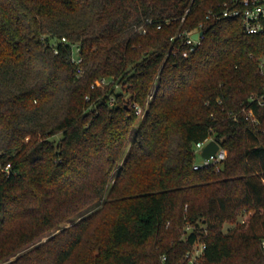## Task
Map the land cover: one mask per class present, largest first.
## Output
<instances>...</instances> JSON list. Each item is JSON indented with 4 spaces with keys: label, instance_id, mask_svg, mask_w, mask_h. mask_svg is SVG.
<instances>
[{
    "label": "trees",
    "instance_id": "16d2710c",
    "mask_svg": "<svg viewBox=\"0 0 264 264\" xmlns=\"http://www.w3.org/2000/svg\"><path fill=\"white\" fill-rule=\"evenodd\" d=\"M213 1L0 0V264H264V37L222 19L168 54Z\"/></svg>",
    "mask_w": 264,
    "mask_h": 264
},
{
    "label": "built area",
    "instance_id": "2783aa9c",
    "mask_svg": "<svg viewBox=\"0 0 264 264\" xmlns=\"http://www.w3.org/2000/svg\"><path fill=\"white\" fill-rule=\"evenodd\" d=\"M238 18L241 21V28L243 33L248 35H261L264 37V0H214L209 7L206 20L201 21L198 26L191 29H178L170 38L171 40V49L168 54L177 55L180 51L183 57H188L190 53L196 50V48L201 45L205 38V28L211 22H218L222 19H233ZM185 17L182 18L184 20ZM171 23L170 20H162L155 22L153 19L148 18L144 23L136 27V31L140 34H146L148 32V26L154 24L158 29L164 27L165 24ZM198 33V37L195 38L194 34ZM64 41H67L66 38H63ZM183 47L182 50L180 48ZM81 47L78 44L73 45V60L79 64L82 62V57L80 55ZM57 53L58 50L55 49ZM261 73H264V58L261 61L260 65ZM110 79L106 77L99 78L95 81L93 86L102 87L105 89L106 86L110 85ZM264 97V95L262 96ZM262 97H257L256 95L252 96V100L258 99L262 103ZM152 98L150 95L149 99ZM116 101L115 95H111L110 104L113 105ZM148 102L145 106H142L138 102H133L132 107L134 108L139 119H142L146 113ZM246 118L251 120L253 123H258L252 109L245 110ZM215 140L213 136H208L204 140L197 142L194 146V153L201 154L203 148L211 141ZM220 144V143H219ZM228 155L227 150L220 144L219 150L215 155L210 158L202 157L201 162H196L194 165L195 169H199L205 166H215L220 165L223 161L226 160ZM10 165L6 166L8 170ZM264 246V241H263ZM205 245L200 244L194 248L193 251H189L186 254V257L189 259V263L192 264L196 262L199 257L203 254ZM166 257H163L165 260Z\"/></svg>",
    "mask_w": 264,
    "mask_h": 264
},
{
    "label": "water",
    "instance_id": "95a60500",
    "mask_svg": "<svg viewBox=\"0 0 264 264\" xmlns=\"http://www.w3.org/2000/svg\"><path fill=\"white\" fill-rule=\"evenodd\" d=\"M194 37H198V33L194 34ZM129 100V98H127ZM220 144L216 140H211L202 150L201 156L204 158H210L211 156L215 155L216 152L219 150Z\"/></svg>",
    "mask_w": 264,
    "mask_h": 264
},
{
    "label": "rangeland",
    "instance_id": "374dc122",
    "mask_svg": "<svg viewBox=\"0 0 264 264\" xmlns=\"http://www.w3.org/2000/svg\"><path fill=\"white\" fill-rule=\"evenodd\" d=\"M120 89H121V88L118 87V88H117V91H119ZM196 157H197V162H201V161H202V156H201V154L198 153ZM241 218H244V219H245L246 217L243 216V217H241ZM227 227H229V224H226L225 229H227ZM43 240H45V239H43Z\"/></svg>",
    "mask_w": 264,
    "mask_h": 264
}]
</instances>
